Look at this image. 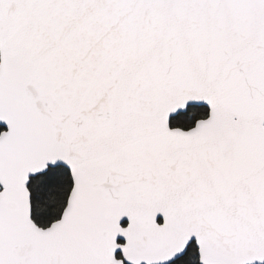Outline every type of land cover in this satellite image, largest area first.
I'll use <instances>...</instances> for the list:
<instances>
[{"label": "snow or ice", "instance_id": "6c2138e0", "mask_svg": "<svg viewBox=\"0 0 264 264\" xmlns=\"http://www.w3.org/2000/svg\"><path fill=\"white\" fill-rule=\"evenodd\" d=\"M0 264H264V0H0Z\"/></svg>", "mask_w": 264, "mask_h": 264}]
</instances>
